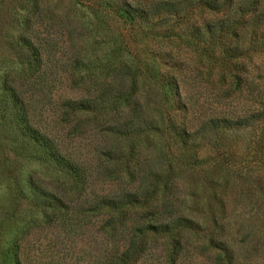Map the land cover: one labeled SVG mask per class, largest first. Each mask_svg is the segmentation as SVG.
I'll list each match as a JSON object with an SVG mask.
<instances>
[{"label":"trees","instance_id":"1","mask_svg":"<svg viewBox=\"0 0 264 264\" xmlns=\"http://www.w3.org/2000/svg\"><path fill=\"white\" fill-rule=\"evenodd\" d=\"M190 1H123L120 9L129 24L158 25ZM223 1L195 2L217 9ZM225 19L205 30H221ZM14 21L12 64L0 68V264H264L258 213L199 229L170 181L169 135L178 150L200 144L224 159L232 149L219 132L228 119L175 124L159 108L166 92L150 88L123 53L94 49L98 31H83L76 19L34 9ZM191 33L201 37L199 27ZM161 82L173 83L185 108L174 79ZM55 83L66 91L52 98Z\"/></svg>","mask_w":264,"mask_h":264},{"label":"rangeland","instance_id":"2","mask_svg":"<svg viewBox=\"0 0 264 264\" xmlns=\"http://www.w3.org/2000/svg\"><path fill=\"white\" fill-rule=\"evenodd\" d=\"M123 1H146L143 5L147 7L154 0H0V68L12 64L8 38L19 28L14 20L31 17L34 9L53 18L76 19L83 31L91 34L96 29L89 40L94 49L107 46L132 60L150 88L166 92L167 100H162L159 108L175 124L197 125L209 117L230 121L219 132L232 149L224 159L200 144L178 150L174 137H166L171 146L168 171L179 207L199 229L214 231L215 224L224 226L253 213L260 215L258 221L264 226V113L245 126L231 123L264 107L258 104L264 99V48L258 46L264 39V10L260 18H254V13L264 9V0H224L217 9L191 0L158 25L137 19L131 24L124 21ZM222 17L227 18L224 28L213 26L210 33L205 30L206 24ZM195 27L201 32L199 38L192 36ZM37 29L45 35L42 27ZM234 47H241V54L224 52ZM59 55L56 52L53 59ZM160 79H174L185 108L177 107L173 83L162 89ZM63 91L66 89L55 83L50 96L56 98ZM196 143L201 142L196 139ZM197 157L201 160H195Z\"/></svg>","mask_w":264,"mask_h":264}]
</instances>
